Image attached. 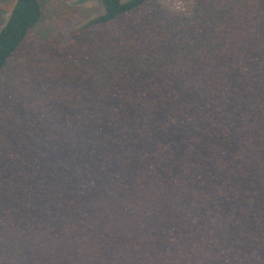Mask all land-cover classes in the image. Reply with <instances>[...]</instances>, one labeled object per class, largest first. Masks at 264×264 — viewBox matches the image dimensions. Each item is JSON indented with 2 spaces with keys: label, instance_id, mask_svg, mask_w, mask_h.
<instances>
[{
  "label": "trees",
  "instance_id": "trees-1",
  "mask_svg": "<svg viewBox=\"0 0 264 264\" xmlns=\"http://www.w3.org/2000/svg\"><path fill=\"white\" fill-rule=\"evenodd\" d=\"M87 3L0 0V264H264V0Z\"/></svg>",
  "mask_w": 264,
  "mask_h": 264
},
{
  "label": "rangeland",
  "instance_id": "rangeland-1",
  "mask_svg": "<svg viewBox=\"0 0 264 264\" xmlns=\"http://www.w3.org/2000/svg\"><path fill=\"white\" fill-rule=\"evenodd\" d=\"M164 1L168 6L175 8L181 3H184L185 0H161ZM182 1V2H181ZM56 6L58 8L57 14L58 16L53 19L52 24L48 27L51 30H55L62 27L72 26L77 24L78 22L84 20L88 15L92 14L96 9V4L94 3H87L85 5H75V0H55ZM75 5V6H74ZM64 20V22H62ZM62 22V23H61ZM60 24V25H58ZM62 25V26H61ZM56 32L53 34L59 35Z\"/></svg>",
  "mask_w": 264,
  "mask_h": 264
}]
</instances>
